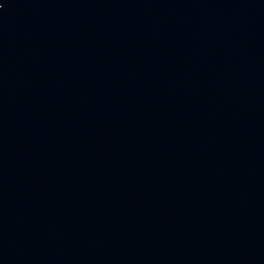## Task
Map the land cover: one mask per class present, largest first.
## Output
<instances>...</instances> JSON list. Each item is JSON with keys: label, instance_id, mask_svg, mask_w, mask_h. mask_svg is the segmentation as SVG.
<instances>
[{"label": "water", "instance_id": "obj_1", "mask_svg": "<svg viewBox=\"0 0 264 264\" xmlns=\"http://www.w3.org/2000/svg\"><path fill=\"white\" fill-rule=\"evenodd\" d=\"M0 5V264H264V0Z\"/></svg>", "mask_w": 264, "mask_h": 264}, {"label": "snow or ice", "instance_id": "obj_2", "mask_svg": "<svg viewBox=\"0 0 264 264\" xmlns=\"http://www.w3.org/2000/svg\"><path fill=\"white\" fill-rule=\"evenodd\" d=\"M0 7H2V5H0Z\"/></svg>", "mask_w": 264, "mask_h": 264}]
</instances>
